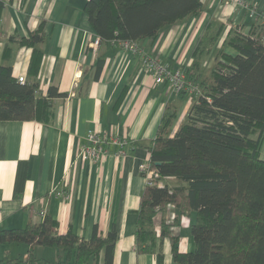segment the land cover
I'll list each match as a JSON object with an SVG mask.
<instances>
[{"label":"crops","instance_id":"obj_1","mask_svg":"<svg viewBox=\"0 0 264 264\" xmlns=\"http://www.w3.org/2000/svg\"><path fill=\"white\" fill-rule=\"evenodd\" d=\"M1 1L0 65H10L15 78L28 79L32 49L17 43L41 26L43 41L39 47L43 55L36 75L39 91L46 92L54 85L68 96L52 100L49 121L0 120V228L38 223L44 211L57 221L59 233L70 227L85 240L94 227L101 235L113 228V264H175L169 236L161 240V263L155 252H136L137 210L146 184L139 164L148 163L147 145L156 135L164 111L175 112L169 125L174 133L191 101H187V95L155 83L139 55L118 44L107 41L95 50L89 48L96 35L84 11L86 0ZM202 2L204 8L198 15L163 27L154 39L138 41L140 53L158 58L171 68L186 69L211 21L224 25V36L227 29L235 27L244 33L249 31L256 22H262L264 15V0ZM224 50L234 53L228 46ZM99 58L104 60L103 67L94 79V64ZM90 130L137 143L131 144L124 155H117V145L105 144L109 152L106 156L97 163L84 162L77 156ZM163 180L178 184L173 178ZM174 216L171 205L159 212L154 220L156 232H160L162 219L172 222ZM185 216L190 226L194 215ZM189 226L179 221L169 227L170 235L179 236L182 251L194 245ZM156 248H160L158 241ZM27 249L23 243L0 244V257L8 250L12 258L25 260ZM34 254L52 261L61 252L36 246ZM98 264H102V258Z\"/></svg>","mask_w":264,"mask_h":264},{"label":"trees","instance_id":"obj_2","mask_svg":"<svg viewBox=\"0 0 264 264\" xmlns=\"http://www.w3.org/2000/svg\"><path fill=\"white\" fill-rule=\"evenodd\" d=\"M3 2L0 0V14ZM202 0H86L84 11L99 40L154 39L159 31L203 10ZM210 22L191 54L185 69L188 80L198 85L188 112L171 133L174 111H164L156 135L147 145L148 164L159 175V184L146 183L139 197L135 227L137 253L157 255L162 260L161 240L171 239L175 264H264V23L256 22L244 33L237 27ZM223 37L210 73L201 77L203 60ZM43 29L39 26L19 46L32 49L30 77L19 82L10 65H0V120L49 121L52 100L67 97L50 85L39 91L36 75L43 52ZM230 47L234 53L225 52ZM90 48V47H89ZM103 58L95 61L98 79ZM179 94L185 96V92ZM132 141L131 144H136ZM164 178L178 181L170 185ZM173 206L172 222L160 223L155 216ZM194 215L189 226L193 248L179 249V236L169 227L183 215ZM157 241L160 248H156ZM26 244L27 257L12 258L8 250L0 264H113L116 232L101 235L97 227L85 240L69 227L58 232L57 221L45 215L38 223L0 228V244ZM36 246L53 247L61 254L47 261L34 254Z\"/></svg>","mask_w":264,"mask_h":264},{"label":"built area","instance_id":"obj_3","mask_svg":"<svg viewBox=\"0 0 264 264\" xmlns=\"http://www.w3.org/2000/svg\"><path fill=\"white\" fill-rule=\"evenodd\" d=\"M264 23V15H263ZM246 31L245 33H247ZM264 43V38L262 39ZM112 43L118 44L121 49L131 53L139 55V58L142 61V64L147 68V70L152 74L155 83L164 84L170 87L173 91L180 93L185 92L187 95L191 96L195 91L199 89L198 85L194 82H191L187 79L184 71L180 68H171L167 64L163 63L160 59L150 57L148 55H142L139 51V44L132 40H119L111 41ZM99 45V40L95 37L92 41L89 42V47L95 50ZM19 82H24V77L19 76ZM85 143L81 146L78 152V158L81 161H87L91 163H97L101 158L107 155L108 149L105 144H114L118 146L117 155H124L126 149L131 147V144L128 140L119 139L117 137H112L107 134H102L97 131L90 130L85 136ZM139 169L144 175L146 183L159 184L160 181L157 180L159 177L158 173L152 168L149 167L148 163H140ZM40 215L45 216V212L41 211ZM176 215V214H175ZM175 217V216H174ZM180 223L183 226H189L188 218L183 215L179 219Z\"/></svg>","mask_w":264,"mask_h":264},{"label":"rangeland","instance_id":"obj_4","mask_svg":"<svg viewBox=\"0 0 264 264\" xmlns=\"http://www.w3.org/2000/svg\"><path fill=\"white\" fill-rule=\"evenodd\" d=\"M216 50H217V46H215L214 48H212L211 51H210V53H209L208 55L205 56V58H206L205 63L207 62V60H208L209 63H208L207 66H205V63H204V60H203V64H204V65L202 64V68H203V66H205V68H203V69L200 71V73H201V77H204L205 75H208V74L210 73V70L212 69L213 64L215 63V60H214V59H215ZM180 69H181L182 71H184V73H185V75H186L185 68H181V67H180ZM186 77H187V75H186ZM187 79H188V78H187ZM198 94H200V90H199V89L193 93V95H198ZM185 95H187V94L185 93ZM191 100H192V96H191ZM191 100H190V95H187V101L189 102V101H191ZM260 151H261V156L264 157V137H263V141H262V143H261ZM176 181H177V180H176ZM170 227H171V226H170ZM186 228H188V227H186ZM188 232H190V230H188Z\"/></svg>","mask_w":264,"mask_h":264}]
</instances>
